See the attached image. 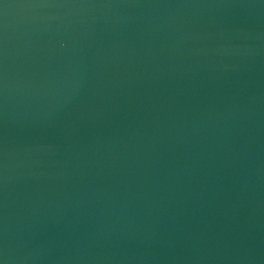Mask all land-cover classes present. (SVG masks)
Here are the masks:
<instances>
[{
  "label": "water",
  "instance_id": "95a60500",
  "mask_svg": "<svg viewBox=\"0 0 264 264\" xmlns=\"http://www.w3.org/2000/svg\"><path fill=\"white\" fill-rule=\"evenodd\" d=\"M0 264H264V0H0Z\"/></svg>",
  "mask_w": 264,
  "mask_h": 264
}]
</instances>
